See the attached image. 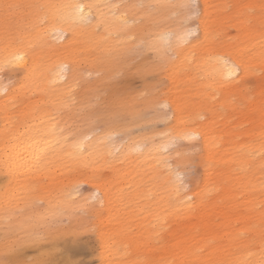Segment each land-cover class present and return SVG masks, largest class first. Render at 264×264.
Segmentation results:
<instances>
[{"label": "bare ground", "instance_id": "bare-ground-1", "mask_svg": "<svg viewBox=\"0 0 264 264\" xmlns=\"http://www.w3.org/2000/svg\"><path fill=\"white\" fill-rule=\"evenodd\" d=\"M18 1L0 0V4ZM200 1L199 35L193 41L165 20L168 8L163 14L149 13L131 0L118 10L110 0H23L21 4L30 6L26 18L0 20V71L12 79L7 86L0 82V94L10 87L9 98L15 91L40 93L60 104L61 100L105 98L103 92L111 90V81L127 71L133 46L142 45L160 59L137 63L145 72L157 73L156 85L142 90L144 94L114 91L105 108L107 114L120 117L126 112L139 115L158 105L167 107L168 119L160 116L165 128L153 130L155 143L150 142V131L138 140L131 137L112 155L110 132L127 134L132 124L112 122L110 115L108 126L96 137H86L78 125L68 126V120L59 127L50 121L39 127L42 120L38 128L6 132L8 139L19 137L4 148V159L0 154V169L10 182L27 189L28 202L40 191H49L44 182L56 155L67 158V170L83 174L93 186L96 203L86 211L95 218L92 225L98 224L104 264H264V36L255 33L241 47L237 42V49L215 42L213 19L205 1ZM76 4L85 5L86 23L73 18ZM138 19L140 24H130ZM79 44L83 51L77 49ZM71 47L84 55L73 57ZM244 48L253 50V59L240 53ZM17 55H23V60L8 63ZM226 65L235 66L227 79ZM83 72L100 76L87 81ZM160 83L162 87L155 91ZM191 95L197 97L196 103L190 102ZM6 124L0 118V140ZM189 133L198 139L194 160L200 174L184 193L176 169L189 160L182 153L175 159L179 151L169 147L190 140L184 138ZM74 188L71 178L56 182L57 198L31 212L38 226L44 225L47 210L82 220L73 213ZM40 199L46 200L42 195ZM28 207L12 220L24 234L29 231ZM150 240L156 242L148 251L157 253L152 260L142 258ZM8 251L0 246V264H11L8 256L14 258Z\"/></svg>", "mask_w": 264, "mask_h": 264}, {"label": "rangeland", "instance_id": "rangeland-1", "mask_svg": "<svg viewBox=\"0 0 264 264\" xmlns=\"http://www.w3.org/2000/svg\"><path fill=\"white\" fill-rule=\"evenodd\" d=\"M21 1H18L17 4H6V2H2V4H0V20H4L8 23L13 22L18 15H25L24 17L26 18L30 6H28V4H21ZM116 1L117 0H110L117 10L130 2V0H122L116 3ZM131 1H133V6L137 9L149 13H155L158 11V13L163 14V10L168 8L165 12V20L167 22L172 23L184 34L189 30H192L193 34L187 37L188 41H193L198 37V19L201 16L200 0H167L166 4H159L158 0ZM204 1L208 6L209 18L213 19L214 22L212 34L214 35L215 42L224 41L225 44L233 49H237V42H241V47L246 39H251L255 36V33H261L262 36H264V0ZM5 5H12V7L6 8ZM35 5L37 4H32L31 6ZM184 5H192L194 7L196 15L193 16V18L189 19L193 14V8L184 7ZM140 23V19L130 22L133 26ZM165 29L172 31L170 32V36L173 35V29L168 24H166ZM66 38L67 36L65 35V39ZM78 41L80 42V38ZM80 45L82 44H79L77 49L83 51ZM69 49L74 52L73 57L80 58L84 55L73 47ZM132 50L133 51L128 54L130 56L128 57L129 61L127 62L128 69H125L127 71L122 70L111 81V90H108L106 94L103 92L105 98L86 102H79L75 99L68 101L61 100L62 104H60V100L45 98L40 93L21 94L15 91L10 98L6 97L10 87L7 88L5 92L1 93L0 118L4 119L7 123V130H5V133L0 140V154L2 159H4V156L2 155L4 148L11 144L14 139L19 137L16 136L8 139L6 132L20 134L24 130L38 128L36 125L42 120L43 123L39 127L46 125L47 121L53 122L55 126L59 127L60 123H64V120H68V126L72 127L73 125H78L83 130L84 135H87L86 137H96L99 133L104 132L108 126L106 119L109 115L110 121L112 122H120L124 126L132 124L130 132L127 134L122 132H110V134H113L108 138L111 142L110 148L111 150H114H112V155H116L118 150L131 140V137L132 139H135L138 136V139H141L140 135H151V133H149L150 131H162L166 126V122L163 119H160V116L165 119H168L169 117V110L163 105H158L154 108H146L142 110L141 113L139 112V115L132 112H126L119 117L116 114L106 113L105 108L110 101V94L112 92L116 91L125 95L142 92V90L146 89L148 86L156 85L160 80L156 72H145V68H141L137 65L139 62L149 63L160 61L159 58L154 56L153 51L145 50L142 45L133 46ZM239 51L247 58L253 59L254 57L253 50L249 48H244ZM194 57H197V54H195ZM129 66L133 67L130 68ZM139 68H141L142 71H140ZM2 71L3 70L0 71V82L6 85L8 82H11L12 79L6 76L5 70ZM83 73L85 74L87 81H92L100 76V74L92 72ZM168 83H170L169 79ZM161 87L162 84L160 83L155 91H158ZM142 94H144V92H142ZM189 100L190 102L196 103L197 97L191 95ZM69 109H73L72 114L69 112ZM69 114H71V117ZM37 115L45 117L36 120L34 117ZM237 116L239 117L238 114ZM23 117H25L24 121H22ZM203 119L204 117L201 118V120ZM137 121L138 123H136ZM132 122L136 124L133 125ZM20 123H25V125L21 126ZM127 131H129L128 128L126 132ZM155 131H153L154 133L152 132L150 142L155 143L157 141ZM197 142L198 139L195 138L185 142H175L173 146L169 147V151H179L177 153L178 155L175 154V159L176 157L179 158L182 156L179 155L182 153L183 156L189 160L185 164L178 166L177 169L175 168L176 171H178V179L184 193L192 188L194 185L193 183H195L200 174V170L194 160V157L198 152L197 149L196 151L194 149L196 148ZM68 161L67 158L58 157L57 155L53 157L51 161L52 167L47 174V180L44 182L46 186L45 190L49 191L45 194L40 191V193L36 194L30 201L31 203L27 200L29 195L27 189L15 185V182H10L6 174L7 172H5L4 169H0V246L3 249L5 248L9 250L8 253L14 258L12 259L8 256L9 260H6H8L9 263L42 264L43 261V264H45V262L46 264L105 263L100 256L99 239L97 236L98 224L92 225L95 218L91 217L86 211L90 208L91 204L94 205L96 203L92 197L94 196L93 186L85 181L83 174H77L67 170L65 166L68 164ZM170 161L174 162L173 159ZM67 177L73 180L75 186L73 213L80 216L82 220L77 221L74 217L69 218L68 213H65L64 211H61L58 214H52L47 210L44 212V217H42L44 225L41 227L38 226L36 223V220L38 219H36L31 212L39 209L42 210L48 201L52 203V200L57 198V191L54 190V185L60 179H65ZM41 195L46 199L45 201L40 199ZM24 201H26L29 206L28 208H30V216H27L26 218V221L29 224V231L26 232V234H24V229H20L16 224L14 225L12 223V220L18 218L22 209L27 206L23 204ZM84 203H86L85 206H83ZM69 227H73V229L70 228L71 230H69ZM155 243L156 242L152 240L148 241V247L146 252L142 254V258L152 260V258L157 256V253L148 252L150 247ZM51 256L54 258H51ZM47 257L50 261H47ZM44 258L46 260H43Z\"/></svg>", "mask_w": 264, "mask_h": 264}, {"label": "snow or ice", "instance_id": "snow-or-ice-1", "mask_svg": "<svg viewBox=\"0 0 264 264\" xmlns=\"http://www.w3.org/2000/svg\"><path fill=\"white\" fill-rule=\"evenodd\" d=\"M6 8H11L12 5H5ZM73 7V18L76 19V20H79L80 22L82 23H86L87 22V19H88V16H89V13L85 11V5L84 4H76ZM184 7H190V8H193V14L192 16L189 17V19L193 18V16L196 15L195 13V9L192 5H184ZM193 34L192 30H189L186 34H185V38H187L188 36H191ZM220 62L222 63H225L223 61V58L220 57V58H217ZM23 60V55H17L13 58V60L9 61L8 63H19L20 61ZM228 67V71L226 73V79L228 77H231L233 75V72L235 71V66H227ZM185 139H195V134L194 133H189V134H186ZM39 159V158H38Z\"/></svg>", "mask_w": 264, "mask_h": 264}]
</instances>
